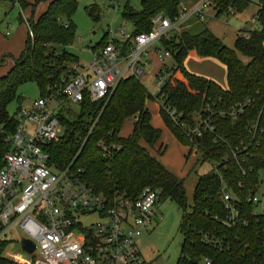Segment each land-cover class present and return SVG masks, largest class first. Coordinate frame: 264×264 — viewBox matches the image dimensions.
<instances>
[{
    "label": "trees",
    "instance_id": "trees-1",
    "mask_svg": "<svg viewBox=\"0 0 264 264\" xmlns=\"http://www.w3.org/2000/svg\"><path fill=\"white\" fill-rule=\"evenodd\" d=\"M40 1L49 2L35 20L36 5L18 1L23 12L32 8L28 16L32 39L27 32L21 55L10 57L12 67L0 77V158L9 149L7 137L17 127L15 116H9L7 108L13 100L22 103L18 89L33 83L40 97L48 94L58 100L71 67L79 62L68 51L75 38L70 21L75 0ZM138 1L139 10L126 2L121 12L134 35L149 32L153 17L175 15L180 6V0ZM213 3L215 18L230 12L242 14L254 4L257 28L247 31V37L237 35L233 49L226 48L202 24L161 40L157 49L169 51V65L173 67L164 87L151 96L140 81L129 77L120 81L105 102L89 103L85 97L76 115L59 114L63 132L57 142L45 145V151L53 170L67 169L107 198L120 195L135 199L143 188H149L159 192V202L176 204L181 219L178 232L182 235L176 264H202L204 259L209 264H264V214L254 213L255 206L247 201L258 192L264 172V0ZM18 20L23 24L20 14ZM105 41L106 34L91 49L102 47ZM191 52L224 65L226 90L186 71L183 62ZM6 58L2 57L0 66ZM148 101L159 104L163 126L176 141L189 146L200 157V164L211 166L196 180L189 211L184 180L168 172L157 156L149 153L154 149L161 156L166 148L159 143L161 130L151 126ZM238 104L243 112L232 121L229 112ZM131 120L132 131L121 138L123 123ZM198 120L205 125L196 140L191 131ZM254 123L258 128L250 133ZM223 193L236 202V226L225 225ZM205 236L213 243H207ZM5 246L6 242H0V264H14L2 255Z\"/></svg>",
    "mask_w": 264,
    "mask_h": 264
},
{
    "label": "built area",
    "instance_id": "built-area-1",
    "mask_svg": "<svg viewBox=\"0 0 264 264\" xmlns=\"http://www.w3.org/2000/svg\"><path fill=\"white\" fill-rule=\"evenodd\" d=\"M213 4V0H197L190 7L180 4L175 15L153 17L147 33L134 35L123 27L108 28L104 45L91 49L92 61L71 67L58 100L47 94L16 111V130L7 137L9 149L0 158V242H6L2 255L7 260L14 264L142 263L137 240L155 228L159 192L143 188L135 199L120 195L107 198L67 169L53 170L45 145L61 137L59 114L70 112L66 104L79 106L85 97L89 103L105 102L121 80L130 77L141 82L152 58L159 63L154 76L157 92L164 87L173 67L165 64L171 58L169 51L157 49V44L178 34L191 19L202 18ZM20 16L32 39L28 16L21 9ZM256 21L255 17L252 22ZM243 36L247 37L246 33ZM242 112L243 106L235 105L229 117L234 121ZM257 128L254 123L249 132ZM191 134L198 138L200 131L192 130ZM256 194L247 201L255 206L254 213L263 215L264 195L258 199ZM222 202L225 225L236 226V202L228 193H223ZM92 216L96 217L93 223L83 222ZM12 234H18V253L13 251ZM23 239L34 244L32 253L21 247ZM203 239L213 243L206 236ZM202 264L209 262L204 259Z\"/></svg>",
    "mask_w": 264,
    "mask_h": 264
},
{
    "label": "rangeland",
    "instance_id": "rangeland-1",
    "mask_svg": "<svg viewBox=\"0 0 264 264\" xmlns=\"http://www.w3.org/2000/svg\"><path fill=\"white\" fill-rule=\"evenodd\" d=\"M195 1L197 0H181V4L189 7L194 4ZM2 2L8 3L7 0H0V5H3ZM47 2L49 1H31L30 5H36L33 20L36 19L38 10H41L42 7H46ZM126 2L136 10L140 9L138 0H75L76 9L70 19L75 27V38L72 46L68 48V51L69 53L76 55L79 61L78 63L81 65H87L92 61L91 47L98 44L103 39L108 28L123 27L125 30L131 31V25L121 18V12ZM113 5L117 6L114 7ZM11 8V10L7 11L8 15L5 18H2V23H0V33L2 32V27L7 22H10L13 30L14 28L20 30L25 28L21 29L20 24H18L17 18L19 17V8L17 5H13ZM31 9L32 8L29 10L26 9V14H31ZM90 12L92 13L91 15ZM212 12V9L205 12L202 17V23L204 24L202 27H205L214 33L226 48L233 49V42L237 35L243 36L247 33L245 31H252L258 26L256 22H252V20L255 19L254 16L257 12V7L254 4L250 5L244 12H242V14H237L236 16L215 18L213 13V17H209ZM183 28L184 27H182V29ZM25 30L23 31L25 32ZM25 34L27 39V32H25ZM157 45H159V43ZM167 63H171V61L168 60ZM185 65L189 68L188 70H198L199 73L214 76L216 79L227 85L225 68L214 58H204V60L196 61V58L190 57L186 60ZM153 71L154 66H151L141 80L150 94H156L158 90L156 81L154 80L155 75H153ZM17 94L21 97L22 103L19 104L17 101L13 100L8 106L7 110L11 117H14L19 106L28 107L33 101L40 97L38 88L33 83L22 85L18 89ZM154 102L155 101H152L150 103L148 111L151 112L152 116L151 124L156 123L159 125L158 114ZM65 107H68L67 110L73 115H76L78 112L77 105L66 104ZM65 112H63V115L66 114ZM200 122L201 120L197 121L195 125L197 128L195 127L196 129L193 130H200L201 127H204L205 124H201ZM132 124V120L123 123L119 135L121 138H124L129 134ZM158 129L162 132L159 143L163 144L166 150L161 156H158L154 149H149V153L151 156H157L156 158H158L161 165L168 171L174 173L181 180H184V188L186 190V199L188 203L187 211H189L192 205L191 198L195 189L194 186L196 180L200 175L208 173L211 170V166L208 163L200 164V157H198L194 151H191L189 146L181 145L169 132H167V130L162 128ZM259 182L260 187L256 197L261 199L264 195L263 173H261ZM159 204V217L155 219L156 226L154 230L142 233L137 240L138 251H140L142 257L141 264H176L180 255L179 249L182 242V235L178 232L181 221L180 212L176 204L172 201L163 200L159 202ZM259 209L260 206L256 207V211H259ZM95 220L96 217L92 216L84 219L83 222L85 224H90ZM9 237L13 239V251L18 253L20 251L19 247L16 245V242L19 240L17 239L18 234H12Z\"/></svg>",
    "mask_w": 264,
    "mask_h": 264
},
{
    "label": "crops",
    "instance_id": "crops-1",
    "mask_svg": "<svg viewBox=\"0 0 264 264\" xmlns=\"http://www.w3.org/2000/svg\"><path fill=\"white\" fill-rule=\"evenodd\" d=\"M8 1V3H5V2H2L3 3V5H0V23H2V18H5L7 15H8V13H7V11H9V10H11L12 8V6L13 5H17V7H18V3L16 4L15 2H14V0H7ZM22 1H24L25 3H28V4H30L31 3V1H33V0H22ZM187 1V0H186ZM47 4L48 3H46V6H47ZM180 4H181V0H180ZM195 4V3H194ZM194 4H192V5H194ZM192 5H190V6H192ZM189 6V7H190ZM187 7V6H186ZM19 8V7H18ZM35 8V7H34ZM44 8H47V7H44ZM43 7H42V9L41 10H38V12H37V14H36V16L38 17V15H40V14H42V12L45 10ZM27 9L29 10L30 9V7L28 8L27 7ZM44 9V10H43ZM31 12V11H30ZM34 13H35V9H34V11H33ZM25 13V15L26 16H31L30 15V13H27L26 14V11L24 12ZM213 13L214 12H212L211 14H210V16L209 17H213ZM19 14H20V8H19ZM237 15V14H236ZM236 15H227V16H236ZM33 16H34V14H33ZM36 17V18H37ZM17 20H18V18H17ZM202 18H198V17H196L195 19H191L190 21H188L185 25H184V28H191V27H194V26H196L195 24H197V25H200V24H202V25H204L203 23H202ZM205 20V19H204ZM6 24V25H5ZM4 24V26L2 27V32L0 33V60L2 59V57H7L6 59H5V61L3 62V64H2V66H0V77L1 76H3V75H5L8 71H9V69L12 67V59L10 58V57H14V58H18L20 55H21V52L23 51V49H24V46H25V44H26V41H27V39H26V34H25V32H27V29L25 30V25L24 24H20L19 23V20H18V24H20V28L21 29H23L24 27V29L23 30H25V32L23 31V30H20V29H18V28H14V30L11 28L12 26H11V24H10V22H7V23H5ZM183 28V29H184ZM209 30V29H208ZM211 32V31H210ZM243 32H244V30H243ZM245 32H247V31H245ZM214 34V33H213ZM105 35V34H104ZM215 35V34H214ZM216 36V35H215ZM217 37V36H216ZM218 38V37H217ZM219 39V38H218ZM220 40V39H219ZM235 41V40H234ZM95 46V45H94ZM93 46V47H94ZM92 48V47H91ZM190 57H194V58H196V61L198 60H204V58H202V57H199L195 52H191V53H189V55L187 56V58L185 59V61L183 62V65H184V67H185V69H186V71L188 72V73H190V74H192V75H194V76H199V77H202V78H204V79H206V80H209V81H214L217 85H219L223 90H226V88H227V85H225V83H223V82H221L220 80H218V79H216L214 76H211V75H206V74H203V73H199V71L197 70V71H194V70H188L189 68L185 65V62H186V60L188 59V58H190ZM209 59H211V58H209ZM152 66H154V71H153V75H155V73H156V71H157V69L159 68V63H158V61L156 60V59H154V58H152ZM166 65L167 66H169V63H167L166 62ZM224 66V65H223ZM225 68V67H224ZM225 72H226V69H225ZM227 82V81H226ZM143 84V83H142ZM144 85V84H143ZM145 87V86H144ZM147 90V89H146ZM147 92H148V90H147ZM149 93V92H148ZM150 94V93H149ZM150 103L151 102H146V109L148 110V106L150 105ZM155 103V102H154ZM155 108H156V111H157V114H158V119H159V125H160V127H159V125L158 124H154V123H152L151 124V126L152 127H155V128H162V129H164V130H167L166 129V127H164L163 126V123H162V121H161V118H160V116H159V112H158V106H157V104L155 103ZM151 113V112H150ZM133 122V121H132ZM131 128V130L129 131V134H130V132L132 131V126L130 127ZM167 132H169L168 130H167ZM170 133V132H169ZM144 147H146L144 144H142ZM165 168V167H164ZM166 169V168H165ZM167 170V169H166ZM168 171V170H167ZM168 172H170V171H168ZM170 173H172V172H170ZM174 174V173H173ZM175 175V174H174ZM178 177V176H177ZM179 178V177H178ZM156 226V225H155ZM145 233V232H144Z\"/></svg>",
    "mask_w": 264,
    "mask_h": 264
},
{
    "label": "water",
    "instance_id": "water-1",
    "mask_svg": "<svg viewBox=\"0 0 264 264\" xmlns=\"http://www.w3.org/2000/svg\"><path fill=\"white\" fill-rule=\"evenodd\" d=\"M198 138H196L197 140ZM21 247L27 252V253H32L33 249H34V244H32L31 242L27 241V240H21Z\"/></svg>",
    "mask_w": 264,
    "mask_h": 264
}]
</instances>
